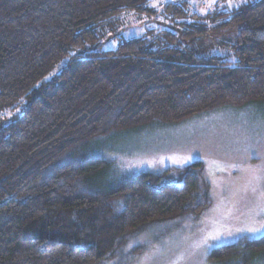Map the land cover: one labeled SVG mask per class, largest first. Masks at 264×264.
Segmentation results:
<instances>
[{"label":"trees","instance_id":"1","mask_svg":"<svg viewBox=\"0 0 264 264\" xmlns=\"http://www.w3.org/2000/svg\"><path fill=\"white\" fill-rule=\"evenodd\" d=\"M148 1L0 0V264H102L125 236L198 214L200 163L171 181V170L112 180L92 142L264 101V0L207 17L222 20L215 32L234 27L232 64L194 53L206 25L165 32L154 49L139 38L102 50L100 28ZM262 253L264 237L241 239L209 260Z\"/></svg>","mask_w":264,"mask_h":264},{"label":"rangeland","instance_id":"2","mask_svg":"<svg viewBox=\"0 0 264 264\" xmlns=\"http://www.w3.org/2000/svg\"><path fill=\"white\" fill-rule=\"evenodd\" d=\"M249 1L253 0H149L140 11L122 12L100 28L101 49L112 50L120 40L139 38L154 49L155 38L165 32L206 25L213 26L212 32L198 36L194 53L219 56L232 64L234 27L215 32L214 26L222 20L211 23L207 17L239 9ZM179 10L184 15H177ZM92 144L91 154L113 162L112 180L171 170V181L176 170L201 165L191 168L197 182L194 204H200L201 211L154 222L125 236L102 264H225L211 262L210 253L241 239L264 237V101L218 108L172 125L117 132ZM247 264H264V253Z\"/></svg>","mask_w":264,"mask_h":264},{"label":"snow or ice","instance_id":"3","mask_svg":"<svg viewBox=\"0 0 264 264\" xmlns=\"http://www.w3.org/2000/svg\"><path fill=\"white\" fill-rule=\"evenodd\" d=\"M252 230H255V229H252Z\"/></svg>","mask_w":264,"mask_h":264}]
</instances>
